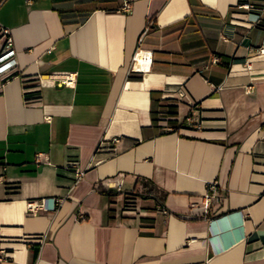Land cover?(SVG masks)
Here are the masks:
<instances>
[{"label": "crops", "instance_id": "crops-1", "mask_svg": "<svg viewBox=\"0 0 264 264\" xmlns=\"http://www.w3.org/2000/svg\"><path fill=\"white\" fill-rule=\"evenodd\" d=\"M129 1L63 24L65 0H0L17 61L0 71V264H264V4L253 22L239 0ZM150 19V68L130 72ZM67 72L74 85L54 80ZM181 89L183 125L161 133L152 96Z\"/></svg>", "mask_w": 264, "mask_h": 264}, {"label": "built area", "instance_id": "built-area-1", "mask_svg": "<svg viewBox=\"0 0 264 264\" xmlns=\"http://www.w3.org/2000/svg\"><path fill=\"white\" fill-rule=\"evenodd\" d=\"M27 1L32 2L34 0H27ZM260 4H264V0H240V2L238 3V8L246 9L252 12V15H253L252 21L259 22L261 20L260 11L263 10V8L260 7ZM131 10H132V3L129 0H124L121 4V11L127 13V12H130ZM152 23H153V19H150L148 21V25L146 26V28L143 30L142 34L139 37V45L133 57V65L130 68V72H135V71L143 72V71H138V68H137V64L140 61V59H143L147 63H149V66L152 62V52L143 50L140 48V44L143 39V36L148 31ZM1 33L4 36V43L0 51V71H5L17 65V61L15 58L16 51L14 49L13 39L11 35H9V30L7 28H1ZM258 52L264 54V44L258 48ZM218 60L219 58L217 56H214L212 58L213 63H217ZM246 66L248 69L251 68L250 63L246 64ZM54 80L58 81L59 84H64L68 86L74 85V83L77 80V74L74 72L61 73L59 75H56ZM185 97H186V94L181 89L178 92V94L172 98L174 99L175 104H178L182 102ZM169 118L170 117L168 113H165V112L159 113V122L161 123L162 129L165 131L172 129V127L168 123ZM185 121L190 127H195V128L202 127V121L199 116V109L197 108L195 104L191 105V110L186 116ZM42 156H43V153H39L37 160L40 161ZM66 168L74 171V174H75L74 184L76 185L83 178L84 169H81L78 165V161L73 160V159L67 161ZM118 189H121V184L118 185ZM204 198H205V201H204L203 212L207 213L208 207L213 201V199H217V200L221 199V193L219 190V181L217 179H214L208 182V191L205 193ZM158 206L162 211L167 212V210L161 204H159ZM45 207H46L45 199H41L40 201L27 202V211L30 213H36L39 209L45 208ZM134 210H135V207L132 201L131 200L126 201L123 211L130 212ZM7 259H8V256H7L6 250L0 246V262L7 260Z\"/></svg>", "mask_w": 264, "mask_h": 264}, {"label": "trees", "instance_id": "trees-1", "mask_svg": "<svg viewBox=\"0 0 264 264\" xmlns=\"http://www.w3.org/2000/svg\"><path fill=\"white\" fill-rule=\"evenodd\" d=\"M65 2L66 5L58 8L63 24L84 23L94 9H104L106 11L114 12L121 11V3L119 0H65ZM136 77L140 78L141 75H138ZM152 101L154 105V107L152 108L154 122L158 124L159 113L162 112L168 113L170 117L168 123L172 127V129L162 131L161 133L174 132L182 127L183 123H178V120L173 117L177 115V104L165 103L164 99L154 98L153 96ZM143 187L145 193L148 196H153L156 193H159V196L162 200H164L166 197L167 193L165 191H160L155 183H153V181L149 179L144 180ZM101 191L104 192L105 190L101 189ZM161 205L163 206V204Z\"/></svg>", "mask_w": 264, "mask_h": 264}, {"label": "bare ground", "instance_id": "bare-ground-1", "mask_svg": "<svg viewBox=\"0 0 264 264\" xmlns=\"http://www.w3.org/2000/svg\"><path fill=\"white\" fill-rule=\"evenodd\" d=\"M138 71H145L150 68L149 63H147L145 60L140 59V61L137 64Z\"/></svg>", "mask_w": 264, "mask_h": 264}, {"label": "rangeland", "instance_id": "rangeland-1", "mask_svg": "<svg viewBox=\"0 0 264 264\" xmlns=\"http://www.w3.org/2000/svg\"><path fill=\"white\" fill-rule=\"evenodd\" d=\"M134 207H136V205Z\"/></svg>", "mask_w": 264, "mask_h": 264}]
</instances>
